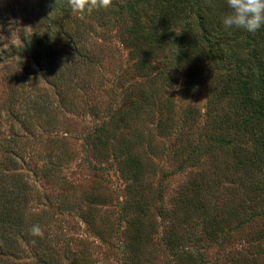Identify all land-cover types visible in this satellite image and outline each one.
<instances>
[{"label": "rangeland", "instance_id": "rangeland-1", "mask_svg": "<svg viewBox=\"0 0 264 264\" xmlns=\"http://www.w3.org/2000/svg\"><path fill=\"white\" fill-rule=\"evenodd\" d=\"M42 1L0 0V172H7V176L8 172L17 171L29 184V203L24 212L27 218L43 215L40 227L47 246L44 250H35L17 237L20 244L17 256L3 254L0 264H36L41 253L55 258L53 264H82L84 260L87 264H177L164 240L168 227L176 236H181L178 246L200 252L201 264H264L263 152L262 162L244 177V187L239 182L244 176L242 171L220 167V155L215 160L216 170L212 169L214 162L209 156L200 157L194 165L199 169L180 167L179 158L183 153L173 154L180 145L206 141L213 129L211 115L223 113L222 104L216 103L213 107L211 84L187 98L181 85L182 70L171 65L160 69L149 83L147 76L133 73L129 52L119 44L117 30L98 27L88 35L86 47L94 51L99 62L78 66L69 79L71 85L64 87L60 101L55 88L20 50L19 35L33 31L37 6ZM79 18L86 29L88 20L81 15ZM156 61L150 60V63L156 65ZM125 68L128 71H123ZM156 70L154 67L152 72ZM150 90L157 96L158 104L148 110L141 96ZM235 92L231 88L232 96H236ZM253 94L257 98L256 89ZM69 99L76 106L73 111L63 103ZM131 99L137 100L138 107L134 119L126 121L129 128L150 136L148 143L138 147L137 154L142 164L140 188L143 192L139 200L145 203L140 205L143 210L140 213L134 209L137 202L130 193L137 184L128 172L121 173L118 168L122 153L112 154L108 148L103 158L99 157L100 152L95 156L84 140L94 126L101 122L107 124L108 110L121 109ZM33 102L43 109L38 112L31 109ZM165 103L172 108L170 115L177 126L166 135L160 134L157 128L165 118ZM248 106L250 114L252 108ZM241 107L239 101L230 103V110H234L232 119L240 114ZM123 120L118 117L113 123L116 132L124 125ZM260 124L264 126V117ZM240 137L236 142L253 157L258 145L246 132ZM150 147L152 154L147 155ZM59 150H63L60 161L56 158ZM50 151L54 152L50 154L51 159L60 163L61 176L75 186L71 189L73 192L59 188L42 176L40 168ZM6 158L14 159L16 168L8 167ZM220 168L226 175H221L215 190L205 196L204 215L217 213L223 224L216 235L208 238L202 227L203 220H192L189 226L178 224L176 219L180 218L181 211L175 206L189 175L201 170L202 176L211 179L212 173ZM82 191L94 197L95 202L88 198L93 204L89 211ZM77 199L82 201L80 209L63 206L67 201L76 204ZM88 215L94 228L89 226ZM137 220L139 230L134 234L140 256L135 262L130 260L126 242L133 228L131 223ZM101 224L103 229H108L104 238L96 231ZM147 234L150 239L144 242Z\"/></svg>", "mask_w": 264, "mask_h": 264}, {"label": "trees", "instance_id": "trees-1", "mask_svg": "<svg viewBox=\"0 0 264 264\" xmlns=\"http://www.w3.org/2000/svg\"><path fill=\"white\" fill-rule=\"evenodd\" d=\"M227 11L226 0H112L108 9L93 10L91 13L74 12L67 0H43L37 6L36 15L34 14L36 23L33 31L19 35L22 44L20 50L26 54L27 59L49 85L55 88L60 101L64 87L71 85L69 79L76 73L78 66L99 62L94 51H88L86 47L88 35L98 27L106 31L113 28L117 30L119 44L129 52V64L133 73L137 76H147L149 83L160 69L171 65L174 69L182 70L181 85L187 98L211 84L209 87L213 91V107L216 103L222 104L223 113L220 112L216 117L215 114L211 115L213 129L209 131L206 141L180 145L173 154L183 153L179 158L180 167H194L200 157L209 156L214 162L212 169H216L215 160L217 155H220V167L227 169L230 166L234 168V172L242 171L244 176L239 182L244 187V177H248L251 170L262 162L261 153L264 154V126L260 124L264 117V27L256 33L225 29L220 20ZM79 15L88 20L86 29L80 24ZM177 32L180 34L177 35ZM150 60L152 63L157 60L156 65L150 63ZM154 67L157 70L152 72ZM123 71H128V68ZM76 87H80L79 84ZM231 88H235L236 96H232ZM253 89H256L257 98L254 97ZM153 95L150 90L145 96H141L148 110V107L158 104L157 96ZM238 101L242 106L240 114L232 119L234 110H230V103ZM63 103L70 111L76 109L73 99ZM163 105L167 108L165 118L159 121L157 128L160 134L166 135L174 132L177 126L170 115L172 108L167 103ZM246 105L252 108L250 114ZM37 107V102H33L31 109L36 112L43 109L41 105ZM137 107V100L131 99L121 109L114 112L108 110L107 124L101 122L94 126L91 132L86 133L84 140L90 144V151L95 156L98 155L96 152H100L99 157L103 158L108 148L112 149V154L122 153L118 168L121 173L128 172L137 184L130 193L132 199L137 202L134 209L140 213L143 212L140 205L145 203L139 200L142 197L139 194L143 192L140 188L142 164L137 154L138 147L148 143L150 136L141 134L137 129L131 130L126 122L134 119ZM118 117L124 119V125L116 132L113 123ZM246 129L247 131H244ZM243 131L250 134L253 142L258 145L253 157L240 146V142H236L241 138ZM59 151L56 156L58 161L63 150ZM152 151L150 147L146 154L151 155ZM50 154L54 155V152L50 151L47 154L49 157L43 159L45 162L40 168L42 176L59 188L73 192L71 189L75 186L70 185L61 176L60 163L51 159ZM5 162L8 167L17 166L14 159L6 158ZM16 172H8L7 176V172H0V257L3 254L17 256L20 251L17 237L35 250H44L47 246L45 239L29 234L33 225H41L43 215L26 217L24 210L29 203V184ZM221 175L224 177L226 172L220 168L217 173H212L211 179L202 176L201 170H196L187 177L179 204L175 206L176 210L181 211L180 218L176 219L178 224L187 223L189 226L192 225V220H203L202 227L208 238L218 233L223 219L217 213L209 216L204 213L205 196L215 190ZM82 195L89 211L93 204L88 198L95 202L94 197L83 191ZM77 201L76 204L73 201L63 202V206L80 209L82 201ZM90 219L88 215L89 226L94 228ZM138 224V220L131 223L133 228L126 242L130 260L135 262L140 256L138 239L134 234L139 230ZM107 230L103 229L101 224L96 231L100 238H104L107 236ZM148 236L149 234L144 237V242L150 239ZM164 240L177 264H196L197 260V264H201L200 252L193 253V248L189 250L185 245L178 246L181 236H176L170 227L166 229ZM54 261L52 256L41 253L36 264H53ZM87 262L84 260L82 264Z\"/></svg>", "mask_w": 264, "mask_h": 264}, {"label": "clouds", "instance_id": "clouds-1", "mask_svg": "<svg viewBox=\"0 0 264 264\" xmlns=\"http://www.w3.org/2000/svg\"><path fill=\"white\" fill-rule=\"evenodd\" d=\"M74 12L91 13L93 10L108 9L112 0H67ZM228 11L221 17L220 23L225 29L244 30L256 33L264 27V0H226ZM180 33L177 32V35ZM32 236L43 238V230L33 225L29 230Z\"/></svg>", "mask_w": 264, "mask_h": 264}]
</instances>
